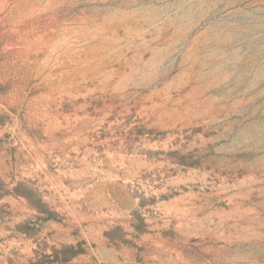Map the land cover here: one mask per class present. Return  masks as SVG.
Instances as JSON below:
<instances>
[{
	"label": "rangeland",
	"instance_id": "obj_1",
	"mask_svg": "<svg viewBox=\"0 0 264 264\" xmlns=\"http://www.w3.org/2000/svg\"><path fill=\"white\" fill-rule=\"evenodd\" d=\"M0 264H264V0H0Z\"/></svg>",
	"mask_w": 264,
	"mask_h": 264
}]
</instances>
